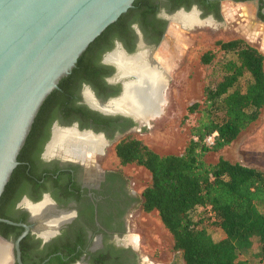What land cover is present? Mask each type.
I'll return each instance as SVG.
<instances>
[{
    "label": "flooded vegetation",
    "instance_id": "1",
    "mask_svg": "<svg viewBox=\"0 0 264 264\" xmlns=\"http://www.w3.org/2000/svg\"><path fill=\"white\" fill-rule=\"evenodd\" d=\"M224 1L253 3L255 19L264 22V0H146L147 10L133 11L95 43L92 72L68 82L66 94L34 121L18 155L11 187L0 201V213L15 222L0 220L7 264H180L178 256L160 260L146 251L139 226L140 181L115 151L126 137L141 139L151 118L142 121L106 105L121 98L126 83L139 76L135 70L125 73L117 55H142L161 71L165 97L170 76L160 50L170 26L179 22L189 30L220 21ZM186 15L204 22L186 24ZM66 129L99 137L100 146H77L73 139L53 145L55 132ZM41 205V213L34 210ZM19 223L29 227L18 249L15 242L26 230Z\"/></svg>",
    "mask_w": 264,
    "mask_h": 264
},
{
    "label": "trees",
    "instance_id": "2",
    "mask_svg": "<svg viewBox=\"0 0 264 264\" xmlns=\"http://www.w3.org/2000/svg\"><path fill=\"white\" fill-rule=\"evenodd\" d=\"M149 4L134 0L132 7L88 45L72 72L46 98L35 120L66 94L70 80L92 72L89 59L95 43L133 11L147 10ZM215 45L236 57L224 61L223 73L206 85L202 100L188 106V114L199 112L200 116L184 151L160 154L136 137L122 139L115 151L122 164H138L149 171L151 179L142 190L143 211L158 213L184 264H252L246 256L249 252L258 264H264V170L224 156L215 162L206 158L209 151L231 144L260 119L264 110V52L243 38L217 40ZM215 56L216 50L210 49L201 60L209 63ZM246 74L247 85L241 88L239 82ZM212 134L214 142L208 143L206 139ZM13 177L0 201L9 192ZM0 217L6 216L0 213ZM208 226L219 227L223 237L213 238Z\"/></svg>",
    "mask_w": 264,
    "mask_h": 264
},
{
    "label": "water",
    "instance_id": "3",
    "mask_svg": "<svg viewBox=\"0 0 264 264\" xmlns=\"http://www.w3.org/2000/svg\"><path fill=\"white\" fill-rule=\"evenodd\" d=\"M133 2L0 0V197L46 98ZM19 224L26 230L15 242L18 249L29 227Z\"/></svg>",
    "mask_w": 264,
    "mask_h": 264
},
{
    "label": "rangeland",
    "instance_id": "4",
    "mask_svg": "<svg viewBox=\"0 0 264 264\" xmlns=\"http://www.w3.org/2000/svg\"><path fill=\"white\" fill-rule=\"evenodd\" d=\"M224 16L220 21L198 23L194 29H185L179 22L169 28L167 38L162 43L161 55L168 65L170 82L165 90V104L162 112L150 119L141 139L160 154L182 153L191 138V129L196 124L200 113L188 114V106L201 101L204 88L210 81L219 78L223 73L225 60L235 58V53H224L215 45L217 40L243 38L259 47L264 52V33L254 26L256 7L253 3L223 2ZM241 13V14H240ZM247 15L248 20H242ZM253 17L254 20H250ZM181 18V17H180ZM190 26L191 25H185ZM216 50V56L209 63H203L201 57L207 50ZM249 74L241 78V88H245ZM220 156L239 161L246 165L264 170V110L260 119L244 130L231 144L219 150L207 153V160L215 162ZM127 169L136 176L140 190L150 181V173L143 166L129 164ZM140 233L145 240L146 251L160 260L179 257L180 264L184 259L180 251L173 246V237L164 226L157 212H144L139 219ZM215 239L223 237L224 232L217 226H208ZM256 248L253 250L255 251ZM246 256L252 264H258L253 252Z\"/></svg>",
    "mask_w": 264,
    "mask_h": 264
},
{
    "label": "bare ground",
    "instance_id": "5",
    "mask_svg": "<svg viewBox=\"0 0 264 264\" xmlns=\"http://www.w3.org/2000/svg\"><path fill=\"white\" fill-rule=\"evenodd\" d=\"M183 20L186 24L192 25L194 22H202L193 15H186ZM123 58V56L117 55L116 60L124 66V72L132 73V71L135 70L136 72H139V76H137L136 80H132L129 83L127 82L128 84L126 83L127 86L123 96L111 101L106 105V108L131 112L142 121H147L149 118H153L162 112V106L166 100L163 94L165 79L160 74L161 71L159 72L156 67L147 64L145 61L146 58L144 59L142 55H138L132 59ZM67 139H73L74 145H88L90 148L100 146L101 142V138L91 135L90 133L79 135L73 129H66L63 131L57 130L55 132L53 145H57L59 142H63ZM75 152L80 153L81 151L79 150V152ZM42 207L43 206L41 205L33 208L41 213L43 211L41 209ZM3 249L4 248H0V263L1 261L4 263L6 259Z\"/></svg>",
    "mask_w": 264,
    "mask_h": 264
},
{
    "label": "crops",
    "instance_id": "6",
    "mask_svg": "<svg viewBox=\"0 0 264 264\" xmlns=\"http://www.w3.org/2000/svg\"><path fill=\"white\" fill-rule=\"evenodd\" d=\"M249 19V17L247 16V15H245V16H243V18H242V20H248ZM251 21L252 20H254L253 19V17L250 19ZM254 26H255V28H257L258 29V31L260 30H262V32L264 33V22H261L260 20H257V19H255L254 21ZM1 263L2 264H7L8 263V261H4V263L1 261ZM0 263V264H1Z\"/></svg>",
    "mask_w": 264,
    "mask_h": 264
},
{
    "label": "built area",
    "instance_id": "7",
    "mask_svg": "<svg viewBox=\"0 0 264 264\" xmlns=\"http://www.w3.org/2000/svg\"><path fill=\"white\" fill-rule=\"evenodd\" d=\"M206 141H207L208 143H213V142H214V134L209 135V136L207 137Z\"/></svg>",
    "mask_w": 264,
    "mask_h": 264
}]
</instances>
